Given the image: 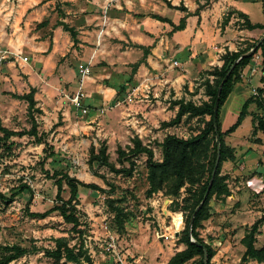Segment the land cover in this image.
Here are the masks:
<instances>
[{"label":"rangeland","instance_id":"1","mask_svg":"<svg viewBox=\"0 0 264 264\" xmlns=\"http://www.w3.org/2000/svg\"><path fill=\"white\" fill-rule=\"evenodd\" d=\"M136 1L137 3L144 2V0ZM63 5L60 3L57 7L62 6L63 9L60 8V10H65L68 4L64 3ZM247 9L250 11V19L253 22L263 20L264 14L261 5H250ZM235 18H238L236 13L231 18L232 25L234 27L238 23L241 25L242 22L239 19L235 20ZM240 43L238 46L246 47L251 42L240 41ZM100 53L104 52L100 51ZM97 57L99 56L97 55ZM174 61L171 70L167 73L171 79V86L167 88L166 96H164L166 89L164 84H160L163 88L155 93L157 89L154 90L151 84L129 81L126 89L122 93H118L114 101L112 100L113 96L109 98L104 92H98V94L91 92L90 96H86L87 101L80 99L79 107L75 106L69 97L78 91L87 94L86 83L88 81L92 84H99V89H106L107 86L115 87L118 89L117 92L123 84L125 78L117 77L122 72L113 69L112 64H108L106 58L100 57L90 66L92 69L88 76L98 74L101 71L104 74L110 73L106 76L95 78V81L85 78L81 84L80 73L76 65L75 71L66 72L68 75L65 76L64 82H60L58 88H52L45 84V86L40 87L37 99L34 88L33 96L36 105L32 110V116L28 112L27 100L17 96L28 93L31 89L26 86L25 79H20L19 82H13L4 87L3 96H0V121L2 124L8 129L22 131L30 128L32 117H34L37 129L39 133L44 135L47 143L46 152L53 151L55 153L54 156L44 160L46 153L42 150V147H45L44 144H37L34 138L29 135H14L7 142L0 141V193L5 195L8 200L9 196L15 193L22 184L28 185L31 191L23 190L16 194L11 202L10 200L5 202L0 198V256L5 245L19 244L29 249L25 256L9 264H73L64 260L54 261L53 258L44 254L46 249L54 248V237L64 236L70 245L79 242L80 238L71 229L72 225L66 223L56 211L44 218L31 215V213L44 212L56 204V186L54 179L50 177L54 170L68 172L81 181L94 182L104 189V191L94 192L93 195L87 191L80 196L76 205L77 214L82 221V226L79 229L83 230L84 246L90 253L93 264H115L112 257L100 253V250H104L101 246L105 240L104 224H107L109 229L118 235L119 249L123 253L130 251L128 254L133 255L134 258H138L143 249L146 250L144 247L146 245L152 250L160 249L161 245L169 248L175 247L178 243V236H175V232H180L184 228V212L181 208L186 196L184 188L180 190V196L176 198L179 207L171 204L173 198L167 196L164 190L157 191L147 197L145 194L148 188L145 155H139L135 158L132 176L111 172L107 167L99 166L97 163H93V167L88 164L91 146L93 145L97 150L102 141L107 144L110 161L119 166L116 161V149L118 146L125 147L131 144L133 137H139L143 144L150 146L154 151L155 159L158 160L161 159L159 143L166 134L189 137L199 131L202 120L197 118H183L182 122L175 126H160L161 119L170 120L175 116L177 107L171 104L172 101L183 98L200 104L207 100L204 83L207 77L211 81L213 79L212 76H208L204 72L206 70H203L198 73L192 84H184V80L177 78V75L182 72L181 66L179 63L175 64ZM258 61V65H260V60ZM127 68V73H131L134 69L132 64L127 65ZM248 70L249 67H246L245 72ZM254 73L253 76L246 77L248 83L246 87L249 89L252 99L249 107L252 108L251 115L255 125L260 115L264 118V92L261 93L258 90L259 86H255L259 84L258 77L261 74L259 75V72L258 74ZM188 85L192 88L191 93L188 90ZM24 90L28 91L24 92ZM67 93L72 96L66 95ZM259 100L261 101L259 102ZM144 103L149 104V107H156L153 112L155 119L152 121L156 126L149 124L150 128L147 127L143 134L127 130L133 125L132 121H127L132 115L136 116L137 119L138 117L142 119L138 111L139 108L137 110L134 108L136 104L143 106ZM163 103H169V106L167 105L168 111L161 114L158 110L161 109ZM153 104L155 105L152 106ZM82 107H85L87 112H82ZM65 108L69 111L67 115L61 113ZM37 109L40 111L38 112ZM221 117V127L224 130L236 120L237 114L228 111ZM93 118L95 120L90 123L89 121ZM143 120L147 122L146 119ZM250 127L249 115L236 134L225 135L224 141L229 146L235 144V149L238 148L237 153L243 155L248 152L247 143L261 145H256L257 150L250 151V156H256L260 151L264 160V131L258 128L255 130L256 132H252L253 129ZM9 142L13 144L7 148ZM239 143H242L241 146ZM258 163V161L250 164L231 160L223 161L220 174L226 177L225 181L230 193L235 192L237 198L212 196L209 201V209L211 210H215L219 205L225 206L229 202L230 204L226 206L227 211L223 212L226 214H235L238 212V207L241 204L244 205V210L239 212L242 214L237 215V222L232 226L238 236L245 227L246 230L249 229L247 226L249 222H254L259 215H264V191L256 193L244 189V181L246 182L247 179L256 174L257 179L260 178V174L258 175L257 170L254 169V165ZM242 165H245L242 170L244 174L238 176L234 173V169L241 168ZM64 188L62 197L67 199L69 192L65 185ZM110 199H113L115 205L123 207L125 212L126 221L121 231L113 229L116 226L113 213L108 206ZM247 204L256 206L254 210L257 213L254 216H251L252 211L246 208ZM204 221L199 229L200 233L204 228ZM261 235L259 244H264V230ZM145 250L150 263L147 262L149 264L154 263L153 251ZM81 264L86 263L82 262Z\"/></svg>","mask_w":264,"mask_h":264},{"label":"crops","instance_id":"2","mask_svg":"<svg viewBox=\"0 0 264 264\" xmlns=\"http://www.w3.org/2000/svg\"><path fill=\"white\" fill-rule=\"evenodd\" d=\"M169 1L173 6L183 4L189 13L186 15L185 11L169 7L163 0H144L143 3H137L136 0H0V50L8 49L12 53H21V56L28 58L24 61L22 58L16 57V59L8 60L0 66V96H3L4 87L13 82H19L20 79H25L28 88L36 89L35 98L37 99L40 87L46 84L52 88H58L60 82L65 81L64 78L68 75L66 72L75 71L76 65L79 72V69L89 61L90 74L92 69L90 66L99 57L106 58L108 64H112L113 69L122 72L117 77L125 78V80L118 92V89L111 86L99 89V84H92L88 81L86 83L88 93H83L82 101H87L86 96H90L93 92L95 94L104 92L109 98L113 96L112 100L114 101L118 93L120 94L126 89L129 81L151 84L154 90L157 89L155 93L163 88L160 84H164L166 87L164 96H166L167 88L171 86V79L167 73L172 68L173 60L181 66L182 72L177 75V78L184 80V84H192L198 73L222 64L220 56L226 49L236 51L238 48H243L238 46L241 44L240 41L252 43L264 34L263 29L249 30L240 23L234 27L231 18L235 13H232L227 24L222 26L223 18L229 10L242 11L250 19V11L247 7L257 4L261 5L264 14L261 0ZM60 3L62 6L64 3L68 4L65 10H60V8L63 9L62 6L57 7ZM199 4L204 6L200 9L199 14H196L195 10ZM152 14L166 17L175 25L185 16V26L183 29L173 30L171 23L160 21L152 17ZM238 19L239 17L235 18V20ZM239 20L242 22V19ZM250 21L264 24V18L261 22H253L251 19ZM67 28L74 29L76 42L72 39ZM100 51L104 53H100ZM129 64H132V68H134L131 73L126 72ZM251 67L248 72L243 70L242 80L233 86L220 108L221 124L222 114L232 111L238 115L242 104L250 97V91L246 87L248 84L246 77L255 74H251ZM255 72L261 74L258 77L259 84L255 86L264 88V72L260 65H257ZM108 74L101 71L87 78L95 81V78ZM188 90L190 93L192 92L189 85ZM27 91L24 90V92ZM66 95L72 96L68 93ZM167 105L169 106V103H163L160 108L164 111L161 109L158 111L161 114L166 113ZM135 106V110L139 108L138 111L142 119L141 117L137 119L132 115L127 121H132L133 125L127 130L143 134L147 127L150 128L149 124L156 126L152 122L155 119L153 112L156 107H149V104L146 103L143 106L141 104ZM251 110L252 108L248 107L246 116L237 128L226 136L235 135L249 115L250 129H253ZM61 113L67 115L69 111L65 108ZM143 119H146L148 123ZM94 120L95 118L89 122ZM161 120L168 121V119ZM41 144L43 145V143L39 145ZM239 144L241 146L242 143ZM256 145L261 146L247 143L248 152L244 155L237 153L238 148L235 149V144L231 147L235 150L234 161L242 164H246V162L250 164L255 161L260 163L254 165L260 178L257 179L256 174L246 182L244 181L245 190L258 193L264 191V160L260 151L259 155L250 156V151L257 150ZM244 168L245 165H242L241 168L234 169V173L238 176L242 175ZM236 196L235 192L228 195L234 199L237 198ZM229 204L227 202L225 206L219 205L220 207L218 206L215 210L210 209V217L203 223L204 228L201 230L200 236L215 250L211 264H264V261L260 262L256 259L241 261L245 251L242 239L247 230L245 227L238 236L232 226L237 222V215L242 214L239 212L244 210V205L241 204L235 214L223 213L227 211L226 206ZM255 207L252 204H247L246 208L252 211L251 216L257 213L254 210ZM260 217H264V215H259L258 218ZM252 223L249 222L248 228ZM263 230L264 221L256 235V248L264 247V244H259ZM144 247L146 250H152L148 245ZM183 248L184 245L180 243H177L174 248L161 245L160 249L152 250L155 260L152 264H165L176 251ZM144 250L138 257L140 259L136 258V262L140 260L137 264L148 263L149 258L146 257ZM127 252L130 254V251Z\"/></svg>","mask_w":264,"mask_h":264},{"label":"trees","instance_id":"3","mask_svg":"<svg viewBox=\"0 0 264 264\" xmlns=\"http://www.w3.org/2000/svg\"><path fill=\"white\" fill-rule=\"evenodd\" d=\"M163 1L171 8L185 11L186 15L189 13L183 4L173 6L169 0ZM208 1L209 0H207V2ZM261 1L264 10V0ZM203 6L204 5L199 4L195 13L199 14V11ZM232 13H236L239 19H242L241 25L244 28L249 30L259 28L264 30V24L252 23L247 14L238 10H229L228 14L223 18L222 26L227 24ZM151 16L160 21L172 24L171 20L166 17H162L158 14H152ZM185 19L186 17L183 16L178 24H172L173 30L183 29L185 26ZM67 30H69L72 39L76 42L74 29L67 28ZM260 38L246 47L238 48L236 51H229L226 49L220 56L222 64L220 66H213L211 69L204 71L208 76H212L213 78L211 81L207 77L204 83L205 94L208 97L207 100L202 101L200 104H196L192 100H185L183 98L171 102L174 107H177L175 116L168 121H162L160 126L168 127L178 125L182 122L183 118L201 119L202 126L196 134L189 137H181L176 134H166L159 143V146L161 147V159H155L153 149L150 146L143 144L141 139L137 136L131 139V144L126 145L125 147H117L116 161L119 166H116L115 163L110 161L106 142L102 141L97 150H95L93 145L90 148V155L88 158V164L90 167H93V163H97L99 166L107 167L111 172L127 176H132L135 167V158L139 155H145L148 181V188L146 189L145 194L147 197H150L157 191L164 190L167 196L173 198L171 204L179 207L176 198L180 196V190L184 188L186 196L181 205L184 212V228L179 232L177 238V242L183 244L184 248L176 251L165 264H185L187 262H191V264H204V253L206 254L205 258L207 264H211V259L215 254V250L200 236L199 229L202 227V222L210 217L209 201L212 196L223 197L230 194L229 187L225 181L226 177L220 174V169L223 161L235 160V150L233 147L225 143L224 136L230 134L237 128L242 119L246 116L248 112L247 109L252 99L251 97L246 99L241 106V110L238 113L236 120L224 130H222L219 118L220 108L233 89V86L242 80L241 74L243 70L246 67L253 65V57L255 54L259 56L261 70L264 72V39L258 43ZM250 50H252V52L248 54ZM237 59L238 61L220 89L216 116L217 130H215L213 109L217 97V90L231 65ZM34 90V88H31L28 93L17 95L19 98L27 100L30 116L33 115L32 110L36 105V100L33 96ZM258 90L261 93L264 92V88H259ZM260 101L261 100H259V102ZM37 110L38 112L40 111V109ZM260 116L256 124L253 126L252 132H256L255 130L258 128L264 131V118ZM0 133V141L4 142H7L10 137L14 135H29L34 138L36 143H43L45 146L43 147V152H46L47 143L45 142L44 135L39 133L37 129L34 117H32L30 128L22 131L8 129L0 121ZM216 134L219 135V161L217 169L204 202L194 213L195 209L203 199L215 164L218 150ZM12 144V142H9L7 148H10ZM54 155L55 153L53 151L46 152L44 160ZM50 177L54 179V184L56 186V204L44 212L31 213V215L44 218L51 212H58L66 223L72 225L71 229L78 234L80 240L77 244L70 245L66 237H54V248L46 249L44 254L53 258L54 261L64 260L65 262H71L73 264H81L82 262L93 264V260L88 253L87 248L84 246L83 230L79 229L82 226V221L77 214L78 211L76 205L80 196L87 191L90 195H93L94 192L104 191V189L94 182L81 181L62 170H54ZM64 185L69 192L67 199L62 197V192L65 190ZM25 189L30 191L28 185H20L16 192L9 196L8 200L11 202L16 194H19ZM0 198L5 200V202H8L5 195L2 193H0ZM108 206L113 213L115 221L116 227L113 229L116 231L123 230L126 221L123 207L115 205L113 199L108 200ZM192 216L193 221L190 226ZM263 221L264 217L256 219L244 235L242 243L245 246V251L241 257L242 262L249 259H256L260 262L264 261V247H255L256 235L259 233V228ZM191 238H193L194 241H192ZM28 252L29 249L19 244L5 245L3 246V253L0 256V264H9L10 262L21 258Z\"/></svg>","mask_w":264,"mask_h":264},{"label":"built area","instance_id":"4","mask_svg":"<svg viewBox=\"0 0 264 264\" xmlns=\"http://www.w3.org/2000/svg\"><path fill=\"white\" fill-rule=\"evenodd\" d=\"M16 57H20L24 61L28 59L27 56H21V53H12L8 49L0 50V66L8 60L16 59ZM258 60H260L259 56L255 54L253 57V65L251 67V74H253L256 71L257 65L259 64ZM174 63L177 64V61H174ZM89 65L90 62L88 61L86 65H84L79 69L81 84L84 82V79L87 78L89 75ZM82 96H83V92L78 91L75 95L69 98L70 101L75 106L79 107L80 105L79 101ZM81 111L85 113L87 112V109L85 107H82ZM103 229L105 231V240H104V244H102L101 246L104 248V250L103 251L100 250V253L103 254L104 256L109 255L110 257H112L115 264H136V258H134L132 255H129L128 253H123L121 249H119L118 235L116 233H113L109 229L107 224L103 225Z\"/></svg>","mask_w":264,"mask_h":264},{"label":"water","instance_id":"5","mask_svg":"<svg viewBox=\"0 0 264 264\" xmlns=\"http://www.w3.org/2000/svg\"><path fill=\"white\" fill-rule=\"evenodd\" d=\"M262 39H264V35L259 39L258 43ZM251 52H252V50H250V52L248 54H250ZM237 61H238V59L231 65L230 69L226 73L225 77L223 78V81L220 83V85L218 87V90H217V97H216L215 104H214V109H213V117H214V123H215V130H217V126H216V116H217V111H218V100H219V95H220V89H221V86H222L223 82L226 81L228 75L230 74L231 70L233 69V67H234V65L236 64ZM216 144H217V148H218V150H217V156H216L215 164H214V167H213V170H212V173H211V177H210V180H209V184L207 186V189L205 191V194L203 196V199L201 200L200 204L195 209L194 213L198 210L199 206H201V204L204 202V200H205V198H206V196L208 194L210 185H211V183L213 181V178H214L216 169H217V165H218V161H219V135L218 134H216ZM193 216H192V219H191V222H190V226H191L192 221H193ZM189 232H190V229H189ZM178 235H179V231H176L175 232V236L177 237ZM191 240L194 241L193 238H191ZM205 257H206V254L204 253V264H207V261H206V258Z\"/></svg>","mask_w":264,"mask_h":264}]
</instances>
